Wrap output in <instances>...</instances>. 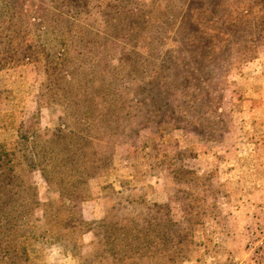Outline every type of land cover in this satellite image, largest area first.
Returning <instances> with one entry per match:
<instances>
[{"label":"rangeland","instance_id":"rangeland-1","mask_svg":"<svg viewBox=\"0 0 264 264\" xmlns=\"http://www.w3.org/2000/svg\"><path fill=\"white\" fill-rule=\"evenodd\" d=\"M0 264H264V0H0Z\"/></svg>","mask_w":264,"mask_h":264},{"label":"trees","instance_id":"trees-1","mask_svg":"<svg viewBox=\"0 0 264 264\" xmlns=\"http://www.w3.org/2000/svg\"><path fill=\"white\" fill-rule=\"evenodd\" d=\"M6 60H4V58H1L0 57V67L3 65V64H6Z\"/></svg>","mask_w":264,"mask_h":264}]
</instances>
